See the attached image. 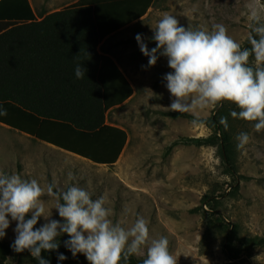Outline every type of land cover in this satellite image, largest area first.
Segmentation results:
<instances>
[{
    "label": "rangeland",
    "instance_id": "rangeland-1",
    "mask_svg": "<svg viewBox=\"0 0 264 264\" xmlns=\"http://www.w3.org/2000/svg\"><path fill=\"white\" fill-rule=\"evenodd\" d=\"M251 6L264 10V0H155L143 20L117 36L125 41L116 48L123 57L117 63L136 94L107 114L108 123L127 133V143L116 164L92 165L0 125V173L37 179L42 186L55 181L61 190L76 185L89 191L93 200L105 196L114 222L129 228L142 216L148 221L151 238L167 237L177 264H229L222 242L231 225L238 226L242 236L264 237V129L257 132L256 122L233 119L230 112L239 109L231 103L225 106L236 166V176L230 177L216 148L181 141L206 138L213 133L209 128L163 115L171 112L166 108L174 99L163 80L172 70L163 56L155 66L148 67V58L141 53L135 37L141 34L149 50L155 48L152 29L161 14L168 12L185 28L211 30L213 25L223 24L228 34L244 46L250 32L244 13ZM217 109L211 105L187 114L207 119ZM241 132L251 139L244 150L238 151L236 136ZM70 171L75 177L72 181L67 178ZM204 198L210 199L207 206H202ZM41 199L47 202L46 215L52 210L51 219L61 220L54 209L55 201L46 194ZM201 207L202 211L193 212ZM204 215H215L219 226L206 235ZM44 223L41 217L36 227ZM15 228L12 221L0 240L12 245ZM145 255L146 249L135 256ZM7 264H19L18 253L12 251ZM245 264H264V247L253 250Z\"/></svg>",
    "mask_w": 264,
    "mask_h": 264
},
{
    "label": "trees",
    "instance_id": "trees-1",
    "mask_svg": "<svg viewBox=\"0 0 264 264\" xmlns=\"http://www.w3.org/2000/svg\"><path fill=\"white\" fill-rule=\"evenodd\" d=\"M7 1H0V106L8 115L0 116V125L94 165L112 167L127 143V133L108 125L107 114L128 100L133 90L108 50L101 47L99 54L97 48L104 37L143 17L155 0H79L40 23L33 21L27 0H23V9L20 5L9 11L4 8ZM50 22L57 27L51 39L40 30ZM241 47L250 48V44L247 41ZM78 63L87 70L83 79L75 77ZM227 104H216L218 109L211 117L199 119L213 132L210 136L181 141L216 148L227 174L235 177L229 119L227 130L219 123L222 116L227 117ZM163 115L196 118L177 112ZM208 200L204 198L202 206H207ZM200 210L202 207L193 212ZM205 215L206 235L219 226L215 215ZM68 239L67 234L58 239L59 249L42 252L43 258L49 264H89L83 254L72 256L64 246ZM261 247L264 237L242 236L236 225L225 230L222 250L229 264H245L253 250ZM12 251L9 243L0 240V264H7ZM61 253L66 260L58 259ZM145 258L133 255L128 264H143ZM24 262L38 264L27 250L18 253V263Z\"/></svg>",
    "mask_w": 264,
    "mask_h": 264
},
{
    "label": "clouds",
    "instance_id": "clouds-1",
    "mask_svg": "<svg viewBox=\"0 0 264 264\" xmlns=\"http://www.w3.org/2000/svg\"><path fill=\"white\" fill-rule=\"evenodd\" d=\"M244 15L249 21L250 48H242L223 24H215L211 30L185 28L168 12L161 14L152 29L155 48L149 50L144 37L136 35L148 67L155 66L163 56L172 70L163 76L174 98L167 110L194 113L229 102L239 109L230 112L233 119L256 122L257 132L264 129V10L251 6ZM86 71L82 64H76L75 77L83 79ZM7 115V109L0 106V116ZM219 123L228 129L227 117L222 116ZM191 124L203 127L198 118ZM250 139L248 133H239L237 150H244ZM67 178L75 179L71 171ZM45 194L55 201L54 209L63 222L51 219L52 210L46 215L47 202L41 199ZM106 202L105 196L93 200L89 191L76 185L61 190L55 181L42 186L37 179L0 173V239L15 221L12 250L29 251L38 264H49L42 252L57 251V238L63 234L69 237L64 246L72 256L83 254L89 264H128L131 256L145 249L143 264H177L167 237L151 238L148 221L142 216L129 228L114 222ZM41 217L45 223L37 228ZM58 259L64 261L67 257L61 253Z\"/></svg>",
    "mask_w": 264,
    "mask_h": 264
},
{
    "label": "crops",
    "instance_id": "crops-1",
    "mask_svg": "<svg viewBox=\"0 0 264 264\" xmlns=\"http://www.w3.org/2000/svg\"><path fill=\"white\" fill-rule=\"evenodd\" d=\"M77 1H79V0H74V1L73 0H27L29 7L31 9V13L33 15V21L35 23L42 22L46 17L51 16V15L56 14V13H59L60 11L70 7L71 5L76 3ZM20 5L23 9L24 8V1L23 0H8L7 3L5 4L6 7H4V8H6V10L9 11L11 8H14V6H20ZM24 14L26 15L25 10H24ZM146 14L143 17L139 18L138 20H135L134 22H132L128 26H125L124 28H121L117 32L104 37L103 40L101 41V43L99 44L98 48H97L98 53L102 54V51L100 48L104 47L105 50H108L109 55L112 56L113 60L116 63L118 61L122 62L123 61L122 54L120 52H117L116 48L118 46H122L123 44H125V41L118 39L117 36L123 30H125V29L135 25L136 23L140 22L141 20H143L144 17L146 16ZM10 23L12 24L13 22H10ZM9 27H11V26H9ZM86 28L90 29L91 27H86ZM40 30H41V35H43V36L47 35L51 39L53 36H55L57 27H56V24L50 22L46 26L41 28ZM113 35H116V36H113ZM110 37L112 39H110V41H109L108 39ZM120 70L123 73L121 68H120ZM130 85H131V83H130ZM131 87H132V85H131ZM132 90H133L132 96L128 100H126L121 106H123L126 102L131 100L133 98V96L136 94V91L133 87H132ZM121 106H118V107H121ZM118 107H116V108H118ZM106 123L108 125L116 126V125H113L111 123H108L107 118H106ZM40 143H42V142H40ZM42 144H44V143H42ZM45 145L54 148L53 146H50L48 144H45ZM54 149H57V148H54ZM57 150H59V149H57ZM59 151H61V150H59ZM70 155H72V154H70ZM72 156H74V155H72ZM74 157L78 158L79 160H82V161H85V162L92 164L91 162H89L83 158H80L77 156H74ZM92 165H94V164H92ZM96 166H99V165H96ZM100 166L101 167H109V166H105V165H100Z\"/></svg>",
    "mask_w": 264,
    "mask_h": 264
}]
</instances>
